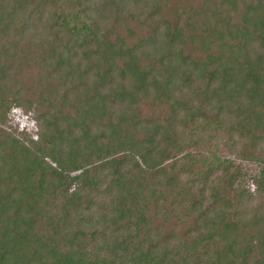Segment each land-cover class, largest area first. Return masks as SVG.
<instances>
[{"label": "trees", "instance_id": "obj_1", "mask_svg": "<svg viewBox=\"0 0 264 264\" xmlns=\"http://www.w3.org/2000/svg\"><path fill=\"white\" fill-rule=\"evenodd\" d=\"M263 158L264 0H0V264H264Z\"/></svg>", "mask_w": 264, "mask_h": 264}, {"label": "rangeland", "instance_id": "obj_2", "mask_svg": "<svg viewBox=\"0 0 264 264\" xmlns=\"http://www.w3.org/2000/svg\"><path fill=\"white\" fill-rule=\"evenodd\" d=\"M9 122L8 124L16 128L19 132L25 131L30 134L31 137L36 138L37 136V125L35 121L33 120L32 114H24L22 110L18 106H13L11 109V112L9 114ZM242 165L248 166V172L251 174H258L261 168H264V158L260 161L258 164H247L246 162H242ZM248 182V180H247ZM246 195L242 198H239L237 200L234 199L235 204L232 209V215H234V219L238 220L241 218L242 212L244 211L245 207L248 206L249 200L252 193V189L254 188V185H252L251 182H248L246 185ZM70 191L67 192L69 194ZM251 193V195L249 194ZM249 199V200H248Z\"/></svg>", "mask_w": 264, "mask_h": 264}]
</instances>
